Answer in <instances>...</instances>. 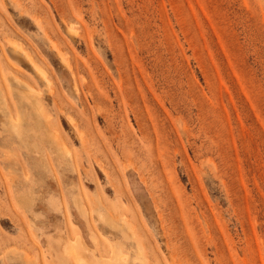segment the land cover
<instances>
[{
    "label": "rangeland",
    "instance_id": "1",
    "mask_svg": "<svg viewBox=\"0 0 264 264\" xmlns=\"http://www.w3.org/2000/svg\"><path fill=\"white\" fill-rule=\"evenodd\" d=\"M79 260L264 264V0H0V264Z\"/></svg>",
    "mask_w": 264,
    "mask_h": 264
},
{
    "label": "bare ground",
    "instance_id": "2",
    "mask_svg": "<svg viewBox=\"0 0 264 264\" xmlns=\"http://www.w3.org/2000/svg\"><path fill=\"white\" fill-rule=\"evenodd\" d=\"M71 245H72V244H71ZM71 245L68 246V248H69L68 250L70 251V249H71V251H72V249H73L72 252H74V253H72V255H73V254L76 255L73 246H72V248L70 247ZM69 251H68V252H69ZM70 254H71V253H70ZM81 261H82V260H81ZM79 262H80V260H79ZM124 262H125V261H123V263H124ZM80 263H81V262H80ZM83 263H84V262H82L81 264H83ZM100 264H102V263H100ZM103 264H106V263L104 262ZM109 264H112V263H111V260H109ZM125 264H127V263H125Z\"/></svg>",
    "mask_w": 264,
    "mask_h": 264
}]
</instances>
